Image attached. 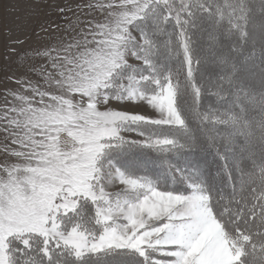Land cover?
<instances>
[{
	"label": "snow or ice",
	"instance_id": "snow-or-ice-1",
	"mask_svg": "<svg viewBox=\"0 0 264 264\" xmlns=\"http://www.w3.org/2000/svg\"><path fill=\"white\" fill-rule=\"evenodd\" d=\"M76 7L0 105V264H264V0Z\"/></svg>",
	"mask_w": 264,
	"mask_h": 264
},
{
	"label": "rangeland",
	"instance_id": "rangeland-1",
	"mask_svg": "<svg viewBox=\"0 0 264 264\" xmlns=\"http://www.w3.org/2000/svg\"><path fill=\"white\" fill-rule=\"evenodd\" d=\"M84 2L85 0H0V105L5 103L7 90L20 89L14 80L30 78L33 82L38 81V77L28 70L35 56L33 50L52 46L59 37L65 35L64 29L68 27V21L77 19L76 6ZM61 8L65 9L63 13ZM80 15L84 18L83 14ZM258 41L260 54L262 49ZM200 71L207 73L210 69L207 65H201ZM211 99L206 98L205 104L211 102ZM185 159L189 160L188 157Z\"/></svg>",
	"mask_w": 264,
	"mask_h": 264
},
{
	"label": "trees",
	"instance_id": "trees-1",
	"mask_svg": "<svg viewBox=\"0 0 264 264\" xmlns=\"http://www.w3.org/2000/svg\"><path fill=\"white\" fill-rule=\"evenodd\" d=\"M257 41H258V37H257ZM259 42V41H258ZM258 43L256 42V53H257V56H259V52L258 50L260 49L259 48V45H257ZM152 156H155L154 153L151 154ZM203 157V158H200V157ZM188 159H198V160H201V167L203 168H206V169H217L219 167H221V162L216 160L214 158V156L212 154H210V152H206L204 154L203 151L199 152V154L197 156H188ZM203 159V160H202ZM216 179L218 180L219 179V176L217 175Z\"/></svg>",
	"mask_w": 264,
	"mask_h": 264
}]
</instances>
